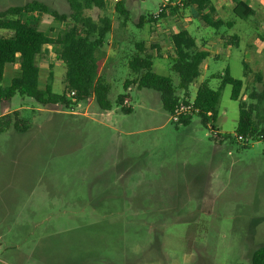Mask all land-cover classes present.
<instances>
[{
  "label": "rangeland",
  "instance_id": "rangeland-1",
  "mask_svg": "<svg viewBox=\"0 0 264 264\" xmlns=\"http://www.w3.org/2000/svg\"><path fill=\"white\" fill-rule=\"evenodd\" d=\"M30 1L0 0V10ZM40 1L69 11L67 0ZM116 2L88 10L96 20H112L100 69L111 86V110L94 97L73 108H48L19 93L0 101V115L21 109L32 124L23 133L0 132V264H250L264 245V140L238 139L240 108L232 86L221 89L219 137L198 115L189 124L173 120L159 91L136 84L125 89L124 82L134 76L128 61L136 42L159 38L167 45L170 34L189 21L198 24L196 31L188 28L198 44L205 37L212 52L190 85L191 99L206 79L218 89L221 79L213 75L229 67L244 79L242 97L249 101L251 88L262 87L255 72L264 74V0H250L257 14L249 20L234 14L232 0H216L221 17L235 21L219 29L238 34L231 45L210 40L218 30L204 25L191 7L169 8L150 22L141 16L156 11L160 0H126L127 19ZM29 16L53 36L65 26L48 13ZM157 21L167 26L154 29ZM170 62L169 55L155 56L153 67L177 84ZM244 62L252 70L247 77ZM38 64L42 85L52 72L53 90L64 93L66 67L50 46L43 47ZM18 68L8 64L2 84ZM121 93L130 112L117 105Z\"/></svg>",
  "mask_w": 264,
  "mask_h": 264
},
{
  "label": "trees",
  "instance_id": "trees-1",
  "mask_svg": "<svg viewBox=\"0 0 264 264\" xmlns=\"http://www.w3.org/2000/svg\"><path fill=\"white\" fill-rule=\"evenodd\" d=\"M67 1L68 12H60L40 0L0 10V28L5 31L0 34V101L11 100L19 93L21 96L32 97L48 108L54 105L73 108L81 101L92 97L103 110H111L114 107L110 98L111 86L100 73L107 53L105 45L112 30V20L107 15H100L96 20L88 13V10L94 7L104 9L107 0ZM234 4V14L241 19L249 20L252 15L257 14L256 9L245 0H234ZM168 7L177 12L187 7H195L198 17L216 29L233 24L230 20L224 21L215 16L213 0H184L183 7L171 5ZM116 10L123 14L125 19L128 18L126 0H117ZM35 12L48 13L64 22L65 26L57 35H49L32 22L29 15ZM166 13L167 11L162 12L159 17L148 13V16L142 15L141 19L154 21L166 16ZM170 38L175 53V56H171L170 69L178 75V83L176 84L171 76L154 70L153 58L157 55H153L151 50L157 49V44L147 46L146 42L138 41L135 44L136 51L128 61L134 76L124 82L125 89L131 84H136L139 88L146 87L159 91L164 108L171 114L182 103L189 104L193 101V106L198 108V111L192 109L185 112L176 122L189 124L192 117L198 115L201 122L214 135L220 137L221 133L216 125L218 102L221 89L230 84L231 98L239 100L240 115L235 129L238 139L264 140V74L260 71L255 72V80L261 83L262 87L251 88L248 92L249 101L242 97L246 87L244 79L234 77L229 67L224 73L214 75L221 79L218 89L212 88L206 79L199 84L192 100L190 85L201 75V65L211 52L200 47L196 37L187 29L171 33ZM237 39L236 34L231 35L227 38V43H238ZM47 45L52 48L55 57L65 64L64 93L53 90L52 72L49 81L42 85L38 56ZM15 63L19 65L18 70L8 84H2L6 66ZM244 65V74L247 77L252 70L246 62ZM179 90L183 91V96L179 95ZM125 95V93L118 95L117 105L122 111L130 112L132 107L124 104ZM21 112V109L3 112L0 115V132L14 128L23 133L31 128L29 118ZM250 264H264V245L254 250Z\"/></svg>",
  "mask_w": 264,
  "mask_h": 264
},
{
  "label": "crops",
  "instance_id": "crops-1",
  "mask_svg": "<svg viewBox=\"0 0 264 264\" xmlns=\"http://www.w3.org/2000/svg\"><path fill=\"white\" fill-rule=\"evenodd\" d=\"M247 3H249L250 5H252L253 6V4L250 2V0H245ZM223 3H226V4H228L226 1H221L220 2V5L221 6H223ZM213 4H214V8H215V16L217 17V18H221V19H223L224 21H228V20H226L225 18H223V17H221V15L219 14V6L216 4V0H213ZM234 6H235V4H234V0H232V10H234ZM192 9H194L195 11H196V9H195V7H191ZM253 8H255L254 6H253ZM257 11V10H256ZM234 12V11H233ZM196 15H197V13H196ZM197 17H198V15H197ZM198 19L202 22V23H204L199 17H198ZM231 22H233V24H232V26H228V25H224V26H222V27H228V28H232L234 25H235V21H232V20H230ZM151 22V21H150ZM196 25H198V24H196L195 23V26H193V25H190L189 24V21L186 23H183V25L182 26H180L179 27V29H177L176 31H179V30H181V29H187V30H189V29H191L192 31H196L197 30V28H198V26H196ZM204 25H208V24H206V23H204ZM151 26L155 29L156 27H159V28H164V27H166L167 25L165 24V23H163V22H161V21H157L155 24H151ZM189 28V29H188ZM195 28H196V30H195ZM216 29V28H215ZM220 29V28H219ZM219 29H217L218 31H217V33H216V35L217 36H214L213 38H209L210 40H214L215 41V43L217 44V43H226V44H228V45H231L230 43H227V38L228 37H230L231 35H235L236 33H233V34H224V33H220L219 32ZM176 31H174V32H176ZM190 31V30H189ZM5 32V31H4ZM3 32V33H4ZM191 32V31H190ZM1 34V33H0ZM50 35V34H49ZM237 36H238V34H236ZM53 36V35H52ZM196 39H197V37H196ZM238 39H239V36H238ZM238 39L236 40L237 42H238ZM108 40V39H107ZM201 42H203V44L201 43V45H200V47H202L203 49H207V50H209L210 52H211V50L208 48V44H209V41H207L206 39H205V37H202L201 39ZM142 41H144V42H146V45L147 46H150L152 43H155V44H157V46H158V48L157 49H152L151 50V53L153 54V55H157V56H159V57H165L166 55H169V56H175V53H174V50H173V45H172V41H171V38H170V42L167 44V45H165L164 44V41L163 40H161V39H157V40H142ZM197 42H198V40H197ZM107 44H108V41H107ZM159 49V50H158ZM166 50L167 51H169V52H166ZM158 51H159V54L160 55H158ZM219 55V53H216L215 55H214V57L215 58H217V56ZM210 56H212V52H211V55ZM210 56H208V57H210ZM207 57V58H208ZM206 58V59H207ZM205 59V60H206ZM206 67L208 68L209 67V65H208V63H207V65H206ZM214 76V75H213Z\"/></svg>",
  "mask_w": 264,
  "mask_h": 264
},
{
  "label": "built area",
  "instance_id": "built-area-1",
  "mask_svg": "<svg viewBox=\"0 0 264 264\" xmlns=\"http://www.w3.org/2000/svg\"><path fill=\"white\" fill-rule=\"evenodd\" d=\"M169 5L183 7L184 0H160V4L158 6V9L156 11H152L151 12L152 15L154 17H159L162 14V12L169 10V7H168ZM72 93H74V91H72ZM193 104H194V102L192 101L189 104L182 103L181 105H179L175 109L174 113L172 114L173 120H175V121L179 120V117L181 114L188 112L192 109H194L195 111H198V108H195L193 106ZM240 138H242V136H240Z\"/></svg>",
  "mask_w": 264,
  "mask_h": 264
}]
</instances>
